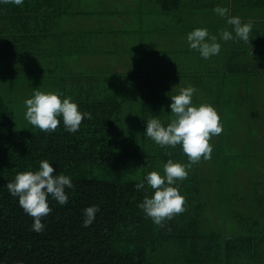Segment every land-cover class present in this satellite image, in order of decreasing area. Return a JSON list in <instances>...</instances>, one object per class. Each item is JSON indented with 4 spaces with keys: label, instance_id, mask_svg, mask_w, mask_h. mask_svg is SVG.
Listing matches in <instances>:
<instances>
[{
    "label": "trees",
    "instance_id": "trees-1",
    "mask_svg": "<svg viewBox=\"0 0 264 264\" xmlns=\"http://www.w3.org/2000/svg\"><path fill=\"white\" fill-rule=\"evenodd\" d=\"M189 1V7L215 14L213 0ZM221 3L243 23H249L251 16L264 18V0ZM0 13L5 18L11 15L5 7H0ZM262 18L253 24L252 38L258 40L241 50L260 68L264 67ZM14 50L20 51L0 46V64L15 60L3 56ZM10 75L0 71V264H264V181L238 169V181L232 183L236 189L231 191L232 185L223 177L209 176L215 152L210 159L193 164L187 179L177 182L185 197V211L165 220L161 227L139 207L153 192L146 184L144 190L135 188L147 173L156 170L163 175L168 159L188 163L179 145L162 148L144 134L146 120L153 116L165 125L170 122V97L179 89L166 84L174 76L93 77L76 83L73 89L56 91L91 114L77 132L69 133L62 121L55 131L44 132L25 120L27 98L20 89L21 81H16L17 89L7 79L3 81ZM192 102L211 104L219 116L232 111L231 120L236 118L237 105L224 108L221 104L226 103H219L217 93L204 100L195 96ZM221 123L226 130L223 120ZM219 135L224 141L225 132ZM45 159L52 163L54 174L71 176L73 187L66 190V205L49 198L52 211L43 217L44 230L36 233L31 230L32 218L6 184L19 172L38 170ZM232 174L230 171L228 178ZM93 204L100 211L91 226L83 227L82 209ZM228 213L241 232L234 238L222 232Z\"/></svg>",
    "mask_w": 264,
    "mask_h": 264
},
{
    "label": "crops",
    "instance_id": "crops-1",
    "mask_svg": "<svg viewBox=\"0 0 264 264\" xmlns=\"http://www.w3.org/2000/svg\"><path fill=\"white\" fill-rule=\"evenodd\" d=\"M221 1L213 0L212 5L226 7ZM189 2L24 0L23 6L0 3V7L11 12L6 16L10 19L0 13V46L20 50L3 55L16 58L4 60L7 65L0 64V71L15 74L3 77V81L12 82L16 89V81H21L20 89L30 98L36 90L73 89L76 83L93 77L100 80L152 73L156 78L174 76L166 87L175 91L193 86V100L195 96L204 100L217 93L219 103L238 105V89H248L254 82L264 80V67H257L248 53L241 52L258 40L252 38L253 24H259L262 17L251 16L248 20L252 24L248 43L223 41L219 33L231 31L232 26L217 14L189 7ZM195 28H207L217 36L221 44L219 55L205 60L188 47L187 34Z\"/></svg>",
    "mask_w": 264,
    "mask_h": 264
},
{
    "label": "clouds",
    "instance_id": "clouds-1",
    "mask_svg": "<svg viewBox=\"0 0 264 264\" xmlns=\"http://www.w3.org/2000/svg\"><path fill=\"white\" fill-rule=\"evenodd\" d=\"M0 3L23 6L24 0H0ZM213 11L232 26L231 31L223 30L219 33L220 40L249 42L252 30L250 22L243 23L240 17L229 15L226 7L216 6ZM186 39L188 47L198 51L205 60L221 52L217 36L210 34L207 28L193 29ZM195 92L196 89L189 85L180 88L178 94L170 97L172 117L167 125L158 116L146 120L144 134L147 138L162 148H175L179 145L188 158L187 164L168 159L163 165V175L153 170L135 185L137 190H144L145 184L153 190L152 195L145 196L139 207L153 224L161 227L165 220L185 211V197L180 193L177 182L187 179L188 169L193 164L202 158H211L212 146L209 141L212 136L223 131L220 116L211 104H193ZM24 104L25 120L44 132L55 131L62 121L65 131L75 133L84 118H91V114L82 112L70 97H62V94L56 92L36 90ZM54 172L52 163L45 159L39 162L38 170L19 172L14 180L6 184L8 192L18 199L20 207L32 218L31 230L36 233L44 230L43 217L52 211L49 198L61 206L66 205L69 200L66 190L73 187L71 176ZM99 211V206L95 204L82 209V226H91Z\"/></svg>",
    "mask_w": 264,
    "mask_h": 264
},
{
    "label": "rangeland",
    "instance_id": "rangeland-1",
    "mask_svg": "<svg viewBox=\"0 0 264 264\" xmlns=\"http://www.w3.org/2000/svg\"><path fill=\"white\" fill-rule=\"evenodd\" d=\"M238 94L239 103L234 112L235 120H231L233 112L229 110H225L220 116V119L224 121L226 130L223 131L226 138L223 141L220 135L212 136L210 142L215 155L212 159L214 167L209 170V176L223 177V181L228 186L237 183L238 176L235 170L238 169H245V176L254 173L260 181H264V80L254 82L248 89L241 87L238 89ZM221 106L228 107L226 104H221ZM227 165L233 169L229 170ZM230 171L233 174L228 178ZM229 188L231 191L236 189L233 185ZM224 222L227 226L222 232L230 234L229 236L233 238L241 234L230 213L225 216Z\"/></svg>",
    "mask_w": 264,
    "mask_h": 264
}]
</instances>
